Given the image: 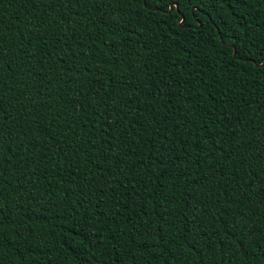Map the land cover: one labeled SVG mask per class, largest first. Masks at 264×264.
Listing matches in <instances>:
<instances>
[{
	"label": "trees",
	"instance_id": "trees-1",
	"mask_svg": "<svg viewBox=\"0 0 264 264\" xmlns=\"http://www.w3.org/2000/svg\"><path fill=\"white\" fill-rule=\"evenodd\" d=\"M263 59L264 0H0V264H264Z\"/></svg>",
	"mask_w": 264,
	"mask_h": 264
},
{
	"label": "water",
	"instance_id": "water-1",
	"mask_svg": "<svg viewBox=\"0 0 264 264\" xmlns=\"http://www.w3.org/2000/svg\"><path fill=\"white\" fill-rule=\"evenodd\" d=\"M142 3H144V0H142ZM174 6H175V4H173ZM171 7H172V4H170L169 6H168V9L167 10H161L160 9V11H163V12H169L170 10H171ZM182 20H183V17H181V19L179 20V24H181V22H182ZM200 25V23L198 22V24H197V26H199ZM218 37L220 38V35L218 34ZM227 45H229V46H231V48H232V55L234 56L235 55V49H234V47L231 45V44H228V43H226ZM244 59H246V58H244ZM251 60V59H250ZM252 62H253V60H251ZM264 63V59L260 62V63H258V65H261V64H263Z\"/></svg>",
	"mask_w": 264,
	"mask_h": 264
}]
</instances>
